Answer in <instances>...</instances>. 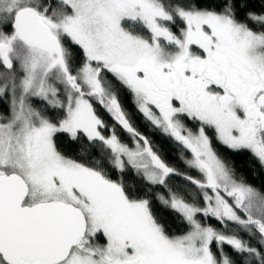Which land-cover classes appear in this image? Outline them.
Wrapping results in <instances>:
<instances>
[{
    "label": "snow or ice",
    "instance_id": "6c2138e0",
    "mask_svg": "<svg viewBox=\"0 0 264 264\" xmlns=\"http://www.w3.org/2000/svg\"><path fill=\"white\" fill-rule=\"evenodd\" d=\"M0 264H264V0H0Z\"/></svg>",
    "mask_w": 264,
    "mask_h": 264
},
{
    "label": "trees",
    "instance_id": "16d2710c",
    "mask_svg": "<svg viewBox=\"0 0 264 264\" xmlns=\"http://www.w3.org/2000/svg\"><path fill=\"white\" fill-rule=\"evenodd\" d=\"M105 119H108L107 116H105ZM133 119L135 121L138 122V124L141 126V131H145L146 130V126H143V121H142V118L141 117H138V116H134ZM123 135V133H122ZM155 141L157 142H161V138L158 134L154 135L152 137ZM163 144H164V147L169 149L168 152L165 153V158L168 159L169 161H171L173 159V156L174 155H177L178 154V150L173 148L172 145H171V142L169 141H163ZM236 167H237V170L240 171V164L239 162L237 161L236 162ZM245 175H247V173H245ZM248 180L250 183H253L254 185H258L259 184V181L253 179L250 175H248ZM184 226L183 225H179V224H176V223H173V228H175L177 231L181 230Z\"/></svg>",
    "mask_w": 264,
    "mask_h": 264
}]
</instances>
